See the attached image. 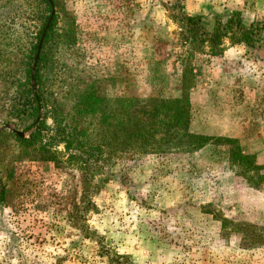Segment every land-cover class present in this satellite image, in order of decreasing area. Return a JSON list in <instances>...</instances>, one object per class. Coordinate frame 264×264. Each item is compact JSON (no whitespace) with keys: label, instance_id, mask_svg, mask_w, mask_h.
<instances>
[{"label":"rangeland","instance_id":"374dc122","mask_svg":"<svg viewBox=\"0 0 264 264\" xmlns=\"http://www.w3.org/2000/svg\"><path fill=\"white\" fill-rule=\"evenodd\" d=\"M43 8L0 0V30L13 34L0 53V132L33 131L12 113V82L24 80ZM176 8L201 15L210 31L236 13L264 26V0H55L59 42L44 72L52 97L38 120L45 114L53 126L55 110L77 121L86 89L172 98L191 76L190 131L234 139L248 164L229 159L223 140L166 153H113L109 142L95 192L50 132L51 160L0 134V190H10L0 204V264H111L116 255L124 264H264V41L193 42Z\"/></svg>","mask_w":264,"mask_h":264},{"label":"trees","instance_id":"16d2710c","mask_svg":"<svg viewBox=\"0 0 264 264\" xmlns=\"http://www.w3.org/2000/svg\"><path fill=\"white\" fill-rule=\"evenodd\" d=\"M44 5L38 15L42 18V24L36 35V43L29 48L26 61L20 70L23 71L22 79L12 82L13 106L12 113L21 120L27 122L24 131L33 128L29 137H20L12 131H1L0 134L13 136L26 147H41L42 157L55 159L47 148L49 132L52 140L57 145L65 144L72 149L73 161L84 171L90 182L94 183L93 190L97 192L100 188L96 177L105 173V165L109 160L106 155V147L112 145L114 152L126 149H138L144 152L166 153L172 149L183 146L189 150L201 149L214 142L215 145L223 140L228 143L229 159L240 160L248 164V154L242 153L239 144L236 145L231 138H215L190 131L191 101L189 89L192 85L191 71L187 68L186 77L183 79L181 94L176 97L166 98L152 96L141 100L139 98H113L95 92L84 90L77 102L80 108V117L77 121H69L60 111H51L53 126L45 122V114L38 120L41 109L48 107L52 92L47 89L48 76L44 73L51 60L55 47L57 29V10L55 0H39ZM176 17L181 26L191 36L193 42L212 40L222 41L224 37L230 36L234 42H243L250 47L261 46L264 41V26L260 23L245 25L239 14H234L226 21L218 19L213 31L207 29L201 15H188L180 8H176ZM48 26V27H47ZM45 32L41 53L35 70L37 88L32 85V64L38 50V44L42 34ZM13 34L0 30V53L8 45L7 38ZM58 39V38H57ZM21 74V73H20ZM45 111V110H44ZM95 118V120H94ZM119 119V122L117 121ZM116 123V124H115ZM103 127L100 129V127ZM118 127V129H117ZM236 148H235V147ZM234 147V148H233ZM2 177L0 176V184ZM0 204L6 200L10 193L8 184L1 185ZM121 256L111 258V264H124Z\"/></svg>","mask_w":264,"mask_h":264},{"label":"water","instance_id":"95a60500","mask_svg":"<svg viewBox=\"0 0 264 264\" xmlns=\"http://www.w3.org/2000/svg\"><path fill=\"white\" fill-rule=\"evenodd\" d=\"M47 27H48V26H47ZM44 35H45V32L42 34L41 40L39 41L38 50H37V53H36V56H35V59H34V63H33V67H32V84H33V87H34L35 89H36V82H35L34 74H35V70H36V66H37V61H38V58H39V55H40V52H41V48H42V44H43ZM40 116H41V115H40ZM18 134H19L21 137L26 136V134H25L24 132H18Z\"/></svg>","mask_w":264,"mask_h":264}]
</instances>
